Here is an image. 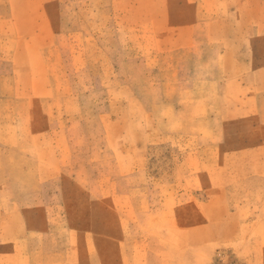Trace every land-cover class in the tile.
<instances>
[{"label":"rangeland","instance_id":"374dc122","mask_svg":"<svg viewBox=\"0 0 264 264\" xmlns=\"http://www.w3.org/2000/svg\"><path fill=\"white\" fill-rule=\"evenodd\" d=\"M0 264H264V0H0Z\"/></svg>","mask_w":264,"mask_h":264}]
</instances>
